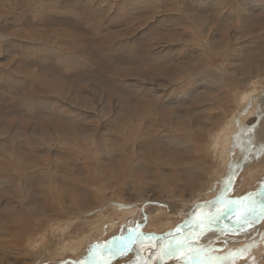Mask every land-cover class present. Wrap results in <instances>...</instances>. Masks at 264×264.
Returning <instances> with one entry per match:
<instances>
[{
    "label": "rangeland",
    "instance_id": "1",
    "mask_svg": "<svg viewBox=\"0 0 264 264\" xmlns=\"http://www.w3.org/2000/svg\"><path fill=\"white\" fill-rule=\"evenodd\" d=\"M190 15L207 20V27L199 31ZM225 40H230V48L221 56ZM217 51L222 52L218 55ZM218 60H227L233 73L240 70H234V64L244 73L251 67L252 83L247 92L254 99L248 101L256 103L260 94L254 92L264 87V76H257L255 66L264 63V0H0L1 264H72L107 244L119 246L121 238L139 228L143 218L146 221L148 205H176L173 214L158 207L163 218L171 217L167 227L175 228L190 215L188 209L197 205L195 201H214L221 193L222 181L242 157V148L220 166L214 153L210 154V170L201 175L180 170L178 176L174 172L183 166L174 168L173 164L190 157L189 150H195L193 141L201 142L199 119L210 117L211 110L213 117L218 116L215 104L231 110L230 90L244 88L250 81L228 74V88L212 85L211 74ZM212 99L217 100L212 103ZM257 114L247 116L244 124L264 131ZM212 126L208 124L207 130ZM169 134L176 142L169 140ZM258 140L259 136L255 137L253 147ZM254 155L245 158L244 169L227 196L264 195V153ZM157 156L166 162L164 168L154 166ZM161 176L178 181L179 186L161 189ZM137 179L140 183L134 186ZM201 179L196 189H190L191 182ZM153 197L160 200H151ZM88 209L93 210L91 214ZM106 210L117 219L101 224V233L90 237L83 252L72 250L75 254L51 257L50 248L36 252L27 246L34 233L24 228H30L38 217L43 220L33 228L36 233L40 228L49 230L48 223L56 221L53 232L66 234L63 240L68 242L71 236L87 233L99 219L97 214ZM219 217L225 220H215L212 225L217 224L215 235L220 239L204 246L213 248L209 255L221 259L206 264H246V256H264V219L256 225L259 235L250 244L241 238L249 226L236 228L233 224L239 218L236 212L224 210ZM201 231L193 232L191 243L200 241ZM224 236L227 241L232 238V243H226ZM258 243L261 247L254 250ZM93 245L98 247L90 248ZM129 249L123 255H110L108 258H114L111 264H139L142 254L134 247ZM240 249L244 251L237 255ZM179 251L151 263L185 264L183 258L191 257L192 248ZM194 264H200L199 260Z\"/></svg>",
    "mask_w": 264,
    "mask_h": 264
},
{
    "label": "bare ground",
    "instance_id": "2",
    "mask_svg": "<svg viewBox=\"0 0 264 264\" xmlns=\"http://www.w3.org/2000/svg\"><path fill=\"white\" fill-rule=\"evenodd\" d=\"M242 8H243V6H242ZM191 16V15H190ZM191 18V21H192V24L194 25V27L196 28H198L199 29V31L200 30H202V28L203 27H207L205 24H206V21L207 20H205V19H202V18H200V17H196V18H194V16H191L190 17ZM257 24V23H256ZM196 38H197V36H196ZM221 41V40H220ZM221 42H223V41H221ZM225 42H227L226 43V45H224L223 46V50L224 49H226L227 47L228 48H230L229 47V42H230V40H225ZM224 42V43H225ZM254 47H256V46H254ZM221 48V47H220ZM236 48V47H235ZM214 49H215V47H214ZM232 49V48H231ZM220 50V49H219ZM251 50H253V49H251ZM257 50V49H256ZM226 50H224L223 51V53L221 54V56L222 55H224V54H226V52H228V51H226ZM218 53V55H220L219 54V52L221 53L222 51H217ZM216 54V55H217ZM260 55V54H259ZM262 57V56H261ZM221 58V57H220ZM248 58V57H247ZM200 58H198L197 60H199ZM241 60V59H240ZM240 60H238V63H239V61ZM227 60H225V61H223V60H218L217 61V63H216V65H215V68H214V71L212 72V74H211V76H212V85H214L215 83H218V84H221L222 85V87H225V88H228L227 86L228 85H231V80H229L230 79V77L231 76H233V77H238V78H242V79H245L246 77H248V79L250 80V81H248L247 82V84L246 85H243L244 86V88H241V87H239V88H236L235 90H230V92L232 93V96H233V98H232V107H231V110H225L224 108H223V106H222V103H219V104H215V105H217L218 106V116H215V117H213L212 115H213V113H212V110L211 111H209V113H210V117H202V118H200L199 119V121H198V123H197V128L198 129H200V130H202L203 131V135H202V139H201V142L199 143L198 141H193V146H194V148H195V150H189L190 152H189V154L188 155H190V157H184V158H182L181 160H179L177 163H174L173 164V167L175 168L176 166H178V165H181V166H183V169H179V170H177V171H175L174 172V174H177V173H179V171L180 170H187V171H185V172H188V173H197V174H199V175H201V174H205V173H207L210 169V164H211V162H210V158H209V155L210 154H213L214 153V156H215V158H217L218 159V165L220 166V165H224L225 163H229L228 161L232 158V155H233V153H235L237 150H239L240 148H242V150L244 151H242L243 152V155H242V157H240V159H239V162H238V164L236 163V166L234 167V169L232 170V172H234L235 173V175L232 177V180H233V183H234V181H235V179H236V177H237V175H238V173L240 172V170L243 168V165H244V163H245V158H247V156H248V158H249V154H250V157L251 156H253L256 152H260V150H259V148H260V146L261 145H264V142H262V140H264V131H259V130H253V129H250L249 127H247V126H245V121L248 119V117L247 116H250V115H256L257 113H258V109L261 107V106H264V87H259V89L257 90V91H255L254 92V94L256 93V92H258L259 94H260V97L258 98V100H257V102L256 103H254L253 101H252V103L250 104V106H249V101L248 100H252V99H254V97H251V95L247 92V90L251 87V83H252V77H251V67L250 68H245V69H247L246 71H245V73L244 72H242V71H240L241 70V68L242 67H239V68H237V67H234V66H238V65H233V69L234 70H236V69H240L237 73H233V72H230L229 71V69H228V67L226 66V62ZM247 61V60H246ZM198 61H196V62H192L191 64L193 65V66H195V64L197 63ZM242 62V61H241ZM234 63V62H233ZM200 64V63H199ZM202 65H204V64H202ZM202 65H200V66H202ZM256 68H257V71H258V73H257V76H260V77H263L264 76V63L262 64V63H257L256 62ZM253 69H255V68H252V70ZM244 70V69H243ZM208 71V69H206V70H203V72L205 73V72H207ZM233 73V74H232ZM228 74L230 75V77H227L228 76ZM199 80H202L201 78L199 79ZM247 80V79H246ZM203 83V82H202ZM209 83V82H208ZM239 85V84H238ZM230 88V87H229ZM263 89V90H262ZM247 92V93H246ZM228 94V93H227ZM217 99H212V103H215V101H216ZM259 100H260V102H259ZM253 103H254V105H253ZM226 104V103H225ZM231 104V103H230ZM213 105H210V107H212ZM230 106V105H229ZM246 106H247V108H246ZM227 107V106H226ZM256 113V114H255ZM159 114V113H158ZM197 114V113H196ZM161 115V114H160ZM257 115H259V114H257ZM260 116V119H261V127L262 128H264V116H261V115H259ZM215 118H218V120H216ZM213 119H215V121H217V122H215V121H212ZM213 122H215V123H213ZM247 122V121H246ZM208 124H212L213 126L209 129V130H207V125ZM207 132V139L205 138V133ZM257 136H259V140H258V142H256V145L253 147V144H254V141H255V137H257ZM168 137H169V140H171L172 142H176V138H173V136L171 135V134H169L168 135ZM252 137V139L249 141V146L247 147V142H248V140H249V138H251ZM204 142V143H203ZM222 146V149H221V151H220V147ZM206 150H208V151H210L209 153L208 152H206ZM238 152V151H237ZM214 156H213V160L215 159L214 158ZM130 157V156H129ZM254 157H255V155H254ZM155 159V160H154ZM153 160L155 161V164H154V166H156V167H160V168H164L165 167V165H166V162L164 161V160H162V156H157V157H155ZM126 160V159H125ZM125 160H123L124 162H125ZM250 162V161H249ZM207 163H210L209 164V166H208V168H207ZM129 164V163H128ZM127 164V165H128ZM153 164V163H152ZM235 165V164H234ZM127 168V167H126ZM113 169V168H112ZM129 169H132V166H131V168H129ZM155 169V168H154ZM209 169V170H208ZM222 169L223 168H220V170H219V172L220 171H222ZM244 169V168H243ZM242 169V170H243ZM111 170V169H110ZM163 171H164V169H163ZM127 172H128V174L129 175H131V173H130V171H128L127 170ZM133 172V171H132ZM184 172V171H183ZM116 173V172H115ZM102 174V173H101ZM110 174V173H109ZM111 174H112V172H111ZM117 174V173H116ZM119 174V173H118ZM122 174V173H121ZM124 174V173H123ZM127 174V173H126ZM125 174V175H126ZM104 175H105V173H104ZM120 175V174H119ZM132 175H133V173H132ZM160 175V174H159ZM178 175V174H177ZM181 175V174H180ZM186 175H189V174H186ZM192 175V174H191ZM190 175V176H191ZM117 176V175H116ZM128 176V175H127ZM168 176H170V174L168 175ZM179 176V175H178ZM110 177V176H109ZM112 177V176H111ZM141 177V176H140ZM162 177V176H161ZM183 177V176H182ZM188 177V176H187ZM192 177V176H191ZM190 177V178H191ZM119 178V177H118ZM134 178V177H133ZM155 178V177H154ZM167 178V177H166ZM165 177H162V178H160V180L162 181V182H164L163 184H161L160 185V187H162L161 189H163L164 187V185H166V188H168V187H172V186H176V185H178V184H176V182H178V181H175V180H173L172 178H169L168 180L166 179ZM176 178H177V180H179L180 181V179H181V177H177L176 176ZM175 178V179H176ZM183 178H185V177H183ZM182 178V179H183ZM114 179V178H113ZM145 179V178H144ZM187 179V178H186ZM193 179V178H192ZM146 180V179H145ZM148 180H150L149 178H148ZM86 181L88 182V180L86 179ZM86 181H84V182H86ZM107 181V180H106ZM159 181V180H158ZM184 181V180H183ZM197 181V180H196ZM200 182H196V183H190L189 184V187H190V189H196V187H197V184H200L201 183V181H202V179L201 180H199ZM96 182V181H95ZM101 182V181H100ZM121 182V181H120ZM146 182V181H145ZM151 182V181H150ZM149 182V183H150ZM184 182H186V181H184ZM140 183V180H135L134 181V186H137L138 184ZM148 182H146V184H147ZM152 183V182H151ZM154 183V182H153ZM187 183H189V182H187ZM233 183H232V186H233ZM145 184V185H146ZM156 184V183H155ZM150 184H148V185H146V186H149ZM179 186V185H178ZM231 186V187H232ZM59 187V186H58ZM57 187V188H58ZM155 187V186H154ZM159 187V186H158ZM88 188V187H87ZM91 188V187H90ZM139 188V187H138ZM155 188H157V187H155ZM182 188H183V186H182ZM63 189V188H62ZM145 189V188H144ZM148 189H149V187H148ZM92 190V189H91ZM138 190V189H137ZM155 190V189H154ZM178 190H180V189H178ZM258 190V189H257ZM121 191V190H120ZM133 191V190H132ZM150 191H151V189H150ZM162 191V190H161ZM167 191V190H166ZM175 191H177L176 189H175ZM204 191H206V190H204ZM61 192V191H60ZM134 192V191H133ZM142 192H144L143 190H142ZM146 192H148L147 191V189H146ZM163 192V191H162ZM170 192V191H169ZM221 192V191H220ZM264 192V191H263ZM69 193V192H68ZM75 193V192H74ZM94 193V192H93ZM136 193V192H135ZM150 193V192H149ZM55 194H57V193H55ZM64 194V193H63ZM62 194V195H63ZM110 194V193H109ZM120 194V193H119ZM159 194V193H158ZM171 194H172V192H171ZM219 194V193H218ZM78 195V194H77ZM132 195V194H131ZM162 195V194H161ZM168 195V194H167ZM59 196H61V195H59ZM136 196H137V193H136ZM145 196V195H144ZM156 196V195H155ZM178 196V195H177ZM218 196V195H217ZM217 196H215V197H217ZM56 197V196H55ZM72 197H74V195L72 194L71 195V198ZM111 197V196H110ZM140 197V196H139ZM138 197V198H139ZM147 197H149V196H147ZM184 197V196H183ZM79 198V197H78ZM132 198V197H131ZM155 197H153L152 199L151 198H148V199H151V200H153ZM171 198V197H170ZM251 198L253 199V200H251ZM74 199V198H73ZM77 199V198H76ZM104 199V198H103ZM155 199H157V200H160L159 198H155ZM154 199V200H155ZM212 198H209V199H207V200H201V201H199V202H202V203H200L199 204V202H196L195 201V203H197V205L196 206H194L191 210L190 209H188L189 210V213H190V215L188 216V217H186V219L184 220V221H182V223L180 224V225H177L175 228H173V227H171V228H169V227H167V226H169V225H171V217L169 216V217H167V215H168V213H170V214H173V209L176 207V205H171L170 206V202L169 203H167V202H164V203H159V204H156V205H154L153 203V206H149L148 205V207H147V210H149V212L148 213H150L149 215H148V218L146 219V221H143L144 220V218L142 219V221H141V223H140V227L138 228V226H137V228H134V230L135 231H133L131 234H128L127 236H128V246H129V248H132L133 249V247L135 248L134 250H135V252H139L140 254H142V258H141V260H138V263L140 264V263H143V262H145L146 264H152L153 262L152 261H154L155 259H157V261H163V260H165L166 259V257H164L163 256V250H162V246L164 245V244H166L168 241H170L168 238L166 239V238H164V237H162L161 239L163 240V241H161V243H158V241L156 240L157 239V237H159L158 236V234L159 233H165L166 232V235H167V232L169 231V230H171V233L172 234H175L176 232H175V230H177L178 228H179V231L181 230L182 231V229H184L185 228V230H186V232H188L187 234L188 235H190V234H192L195 230H197V231H199L200 229L202 230L201 232H204V235H201V239H200V241L198 242V243H196V244H194V243H191V242H189L192 246H198V245H200L201 244V242H212V243H216L217 242V239H215V237H216V235H215V230L216 229H218L217 228V224H214V225H208L207 223H205V224H203L206 220H205V217L206 216H208V215H212L213 213H215V212H220L219 210H221L222 211V213H224V210H225V208L227 207V205L226 204H219V205H216L215 207H212V206H210V205H207V204H205L204 202H209L210 200H211ZM79 200V199H78ZM77 200V201H78ZM84 200V199H83ZM101 200V199H100ZM129 200V199H128ZM131 200H133V199H131ZM144 200V199H143ZM209 200V201H208ZM250 200L251 201H247V202H250V203H253V204H255L256 205V207L258 208V205H260V202L263 200V203H264V195H258L257 197H250ZM58 201V200H57ZM98 201V200H97ZM135 201V200H134ZM73 202H75V200H73ZM81 202H82V200H81ZM99 202V201H98ZM126 202H128L127 200H126ZM132 202V201H131ZM160 202H162V201H160ZM245 201H243V202H241V203H244ZM256 202V203H255ZM69 203V202H68ZM157 203V202H156ZM192 203H194V202H192ZM246 203V202H245ZM249 203V204H250ZM62 204V203H61ZM71 204V203H70ZM84 204V203H83ZM86 204V203H85ZM169 204V205H168ZM172 204V203H171ZM248 204V205H249ZM53 205V204H52ZM80 205H81V203H80ZM56 206V205H55ZM97 207H98V205H96ZM166 207V208H164V209H166L167 210V214H166V216L165 217H167V218H163L161 215H164V213L163 212H161V213H163V214H161L160 213V211H162V210H159L158 209V207L160 208V207ZM243 204H242V209H243ZM38 207V206H37ZM85 207V206H84ZM88 207H90V208H92L90 205H87V208ZM105 207V206H104ZM171 207V208H170ZM35 208H36V206H35ZM73 208V207H72ZM81 208V207H80ZM157 208V209H156ZM173 208V209H172ZM97 209V208H96ZM96 209H94V210H96ZM108 209V208H107ZM124 209V208H123ZM241 209V210H242ZM47 210V209H46ZM45 210V211H46ZM80 210V209H79ZM84 210V209H83ZM85 210H87V209H85ZM116 210H117V208H116ZM241 210H238L237 212H236V216L238 215L239 217H241ZM59 210H57L56 209V212H58ZM90 211H93V210H90V209H88V213L89 214H91V212ZM100 211V210H99ZM119 211V210H118ZM118 211H117V214H118ZM165 211V210H164ZM47 212H48V210H47ZM66 212V211H65ZM70 212V211H69ZM76 212V211H75ZM82 212H84V211H82ZM108 210H106L105 212H103V214H101L100 212L97 214L98 215V220L94 223V225H91V227L87 230V233H85V234H83V233H81L78 237L76 236V237H73V236H71V237H69V241L67 242V240L68 239H66V240H63V238L64 237H66V234H64V233H62V235H58V233H57V231L56 232H53L54 231V229H57L56 228V221H50L48 224L49 225H47L48 226V228H49V230H44V228H40V229H38V231H37V233L34 231V229L33 228H35V227H37L38 228V226L40 225L39 223H41L42 222V220H40V217H38L37 219H34V222H31V225H32V223H34L30 228H24L25 229V232H28L30 229V232L29 233H34L33 235L32 234H30L29 236H30V238H29V240L27 241L28 243H27V246L28 247H31L32 249H34V250H36V252H39V251H43V249H52V251H50L51 253V257H56V255H60V256H64L66 253H68V255H69V252L72 254H75V252L76 251H78L79 249H80V251H85V247H86V245L88 244V242H89V240H91L90 239V237H93L94 235H96L97 236V234H99V233H101V231H99L98 229H99V227H100V225L101 224H104V222H106V220H109V221H114V220H116L117 219V215L116 216H114L113 218H112V216H113V214H109V215H107L108 213ZM61 213V212H60ZM74 213V212H73ZM93 213V212H92ZM95 213V212H94ZM238 213V214H237ZM55 214H57V213H55ZM62 214V213H61ZM67 214V213H66ZM51 215V214H50ZM151 215V216H150ZM25 216V215H24ZM23 216V217H24ZM57 216V215H56ZM75 216V215H74ZM30 217V216H29ZM45 217V216H44ZM47 217V216H46ZM55 217V216H54ZM59 217V216H58ZM85 217V216H84ZM147 217V216H146ZM224 217H226V215H224ZM20 218V217H19ZM42 218V217H41ZM82 218H83V216H82ZM86 218V217H85ZM230 218V217H229ZM234 218V217H233ZM24 219H26L25 217H24ZM70 219V218H69ZM74 219V218H73ZM84 219V218H83ZM219 219H221L220 217L217 219V221L219 220ZM231 219V218H230ZM14 220V219H13ZM30 220V219H29ZM61 220H63V219H61ZM221 220H223V218L221 219ZM225 220V219H224ZM223 220V221H224ZM263 219H260V221L259 220H255V219H250V221H249V224H248V226H249V228L250 229H248L247 230V233L245 232L243 235H242V239H243V241L244 240H246V241H248V243H250V244H252V243H255V241H256V237H258V235L259 234H257V230H258V228L256 227V225L257 224H259V223H261V222H263L262 221ZM73 221V220H72ZM71 220H70V222L69 223H71L72 222ZM95 221V220H94ZM215 221V220H214ZM237 221V219L235 220V222ZM259 221V222H258ZM25 222V221H24ZM235 222L233 223L234 225H235ZM256 222H258V223H256ZM12 223H13V221H12ZM27 223V222H26ZM25 223V224H26ZM67 223V222H66ZM74 223V222H73ZM152 223H154V226H153V228L152 227H150L151 225H152ZM65 224V223H64ZM88 224V223H87ZM139 224V223H138ZM145 226H144V225ZM220 224V223H219ZM71 225V224H70ZM30 226V225H29ZM220 226V225H219ZM218 226V227H219ZM263 226V225H262ZM68 227V226H67ZM104 227V226H103ZM143 227H145V228H143ZM150 227V228H149ZM204 227H205V229H207V231H205V229H204ZM221 227V226H220ZM4 228V227H3ZM61 228H63L62 226H61ZM148 228V229H147ZM159 228H169L167 231L166 230H162V229H159ZM5 229V228H4ZM68 229H70V227H68ZM103 229V228H102ZM142 229H147L146 231L145 230H142ZM222 229V228H221ZM236 229V228H235ZM260 229V228H259ZM7 230V229H6ZM8 230H10V229H8ZM37 230V229H36ZM66 230V229H65ZM148 230H150V231H148ZM152 230V231H151ZM263 230V229H262ZM62 231H63V229H62ZM260 231V230H259ZM186 232H183V234L182 235H186L185 233ZM200 232V233H201ZM221 232V231H220ZM223 232V231H222ZM24 233V232H23ZM22 233V234H23ZM139 233H144L145 235L144 236H138V234ZM222 234V233H221ZM262 234V233H261ZM20 235V234H19ZM26 235V234H25ZM71 235H72V233H71ZM129 235H131V236H129ZM187 235V236H188ZM199 235V236H200ZM126 236V237H127ZM177 235H175L174 237H176ZM186 236V237H187ZM24 237V236H23ZM58 237L61 239V240H63V242H61V243H59V239H58ZM125 237V238H126ZM178 237V236H177ZM238 237V236H237ZM252 237H254V238H252ZM262 237V236H261ZM14 238V237H13ZM125 238H121L120 239V241H118L119 242V244H121L122 242H124L125 241ZM130 238H131V240H130ZM178 238H180V237H178ZM184 238V236L183 237H181L180 239H183ZM224 238H225V236H224ZM230 237H228L227 239H228V241L226 242V243H232V238H230ZM239 238V237H238ZM237 238V239H238ZM241 238H239V239H241ZM250 238H252V240H250ZM264 238V237H263ZM24 239H25V237H24ZM136 239H139V243L137 244V243H135L134 241L136 240ZM12 240V239H11ZM21 240H22V238H21ZM234 240V239H233ZM261 240V239H260ZM14 241V240H13ZM127 241V240H126ZM155 241L157 242L156 244H155ZM160 241V240H159ZM8 242V241H7ZM93 242V241H92ZM117 242V243H118ZM258 242H259V240H258ZM261 242H262V240H261ZM25 244V243H24ZM101 244V243H100ZM118 244V245H119ZM242 244V243H241ZM244 244V243H243ZM22 245V244H21ZM26 245V244H25ZM103 245V244H102ZM106 246V247H105ZM104 246V248H110V247H107L108 246V244L107 245H105ZM7 247H8V245H7ZM10 247V246H9ZM25 247V246H24ZM102 247V246H101ZM112 247V246H111ZM251 247H253V246H251ZM261 246H260V244L258 243L257 244V247L256 248H254V250H257V249H259ZM263 247V246H262ZM22 248V247H21ZM20 248V249H21ZM72 250L73 251H75V252H72ZM183 250V249H182ZM235 250V249H234ZM244 250V249H243ZM252 250V249H251ZM26 251V250H25ZM44 252H46V251H44ZM43 252V253H44ZM180 252H182V251H179V253ZM25 253V252H24ZM178 253V254H179ZM259 253H261V252H259ZM47 254H48V252H47ZM182 254V253H181ZM31 255H32V253H31ZM35 255H37V253H35ZM43 255H45V254H43ZM137 255V254H136ZM135 255V256H136ZM247 255V254H246ZM263 255V254H262ZM48 256V255H47ZM249 256V255H248ZM109 257V256H108ZM107 257V258H108ZM114 257H116V256H114ZM244 257V256H243ZM257 257V256H256ZM254 258V259H252L253 258V256H252V258L251 257H248L247 258V256H246V264H264V256H262L261 258H260V256L258 257V258H260V259H258V258ZM139 258H140V256H139ZM39 259V258H38ZM46 259V258H45ZM109 260H110V262L114 259V258H112V259H110V258H108ZM252 259V260H251ZM44 260V259H43ZM263 260V261H262ZM1 261V260H0ZM40 261V260H39ZM260 261L262 262V263H260ZM4 262V261H3ZM34 262V261H33ZM152 262V263H151ZM6 264H9L8 262H5ZM50 263H53V262H50ZM0 264H1V262H0ZM11 264V263H10ZM90 264H92V262L90 263Z\"/></svg>",
    "mask_w": 264,
    "mask_h": 264
},
{
    "label": "snow or ice",
    "instance_id": "3",
    "mask_svg": "<svg viewBox=\"0 0 264 264\" xmlns=\"http://www.w3.org/2000/svg\"><path fill=\"white\" fill-rule=\"evenodd\" d=\"M250 103L251 102H249V106ZM258 114L264 116V106H261L258 109ZM260 152L264 153V145L260 146ZM234 175H235L234 172H230V174L226 178H224V181H222L221 193L214 199V201L204 202V203L212 207H215L216 205L219 204H226L227 207L225 208V212H230V213H235L238 210H241L242 209L241 202L245 200H250L252 194L248 193L239 197L226 195L231 190V186L233 183L232 177ZM242 210L244 211V215L242 217H239L235 222L236 228H244L249 224L250 219H255V220L264 219V203H261L258 209L255 204L250 203L247 206H243ZM223 214L224 213L215 212L212 215L206 216L205 220L207 221V224L210 226L214 220H217L219 216ZM227 230L228 229H226L225 231ZM205 231H207V229H205ZM175 232L177 236L180 235L179 228L175 230ZM200 234L204 235V232H201ZM144 235H145L144 233L138 234V236H144ZM194 239H195V233H192L187 237H184L183 239H175L167 242L162 246L163 256L164 257L173 256L177 254L181 248H192L191 257L185 256L183 258L185 264H194V262L197 260H199L200 264H206V261L208 260L218 261L221 259L220 257L209 255L213 252V248L205 247L204 242H201V244L198 246H192L189 242ZM215 239H220V235L217 234ZM134 242L138 244L140 241L139 239H136ZM225 242H227L226 238H225ZM97 247L98 246L96 245L90 246V248H97ZM129 250L130 249L128 243L122 242L119 246H114L113 248L100 249L95 253L90 251L89 256L87 258L79 261H73L72 264H88L89 259L91 260L92 264H111L110 260L107 259L108 256L123 255L125 252ZM243 251H244L243 249L236 250V254L239 255L240 253H243Z\"/></svg>",
    "mask_w": 264,
    "mask_h": 264
},
{
    "label": "water",
    "instance_id": "4",
    "mask_svg": "<svg viewBox=\"0 0 264 264\" xmlns=\"http://www.w3.org/2000/svg\"><path fill=\"white\" fill-rule=\"evenodd\" d=\"M238 197H239V196H238ZM251 200H253V199L251 198ZM251 200H245V202H247V201H251ZM185 231H186L185 228L182 229V231L180 230V235H179V236H181V235L183 234V232H185ZM175 235H177V234H176V233H175V234H172V233H171V230H169V231L167 232V235H166V232H165V233H159V234H158L159 237H157L156 240L158 241V243H161V240H162L161 238L164 237V238H166V239L168 238L169 240L171 239L170 241H172V240H174V239L177 237V236L174 237ZM159 240H160V241H159ZM156 243H157V242L155 241V244H156ZM156 245H157V244H156ZM142 264H146V263L143 262Z\"/></svg>",
    "mask_w": 264,
    "mask_h": 264
}]
</instances>
